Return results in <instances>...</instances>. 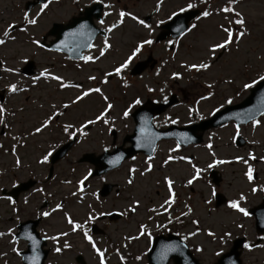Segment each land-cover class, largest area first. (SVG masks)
Instances as JSON below:
<instances>
[{"label": "rangeland", "instance_id": "1", "mask_svg": "<svg viewBox=\"0 0 264 264\" xmlns=\"http://www.w3.org/2000/svg\"><path fill=\"white\" fill-rule=\"evenodd\" d=\"M26 1L27 0H0V38H3L2 32L8 24H22V16L25 11L24 4ZM139 1L140 0H131V2ZM178 2H180V0H171L172 6ZM148 6L149 5H147L146 2V7L136 8L146 11L149 8ZM239 7H241V10L245 12L248 17L252 37L246 38L241 42L240 50L239 52L235 51L234 56L231 55L227 59L221 57L220 60L214 64V67L211 70L199 74L196 73L198 76H189L183 72L182 74H184V78L179 81V86L184 87L185 89H190V98H185L182 103L172 108L165 116L160 118L158 120L160 125L169 123L165 120V117L167 116H170L173 119H178L179 123H184V121L188 120L189 116L187 114V108L191 106L195 100L199 99L201 94H207V89L204 86L206 83H213L216 92L212 98L207 101H201V103L197 106L200 110V114L203 116L208 115L212 109L220 107L219 105L223 103L224 97L232 95L236 89H242L243 83L256 77L258 72H264V0H245L240 3ZM167 8L166 14L175 7ZM74 9L75 7L69 3H59L58 5L49 7V9L46 10V13L38 19L37 25H24V27L28 28L27 33L18 31V28L17 30L12 31L11 35L17 37L16 41H9L5 46H0V57L5 61L4 66L17 67L21 69L24 64H20L18 61L24 56H27V58L31 57L36 59V62L41 69L51 66L55 71L58 70L65 77L79 79L86 78V75L81 76V74H77L72 69H68L65 64H60L59 60L55 59L53 57L54 55L52 56V53L36 49L28 40L29 35L38 38L40 34L44 33L49 27H51L52 22L66 18L68 15L73 13ZM37 10L38 8H35L30 14L34 15ZM221 21L222 20H220V18L214 17L199 23L198 29L194 30L191 35V39L189 37L185 40V49L183 50V53L178 54L177 71L183 70L180 67V63L196 62L200 59L204 55V46L206 43L220 38L221 34L217 32L216 25ZM188 43H191L190 49H188ZM55 56L59 57L56 54ZM53 68L50 69L53 70ZM248 68H251L252 70L248 72ZM192 78L194 79L191 80ZM20 79V76H13L4 72L3 76L0 78V91L9 82H16ZM228 79H231L233 83L225 84L223 82ZM149 80L150 79L146 76L144 78H140L139 80H136L134 85L127 90L122 88L115 90L111 87L112 83L109 84L106 87V93L111 96L112 100L115 101V103L112 102L114 104V110L110 113V116L115 118L116 121L120 120L119 116L122 109L126 107L127 104L130 103L137 95H140L142 98L154 96V93H147L146 88L144 89L146 83L151 84V82H148ZM30 83L31 82L29 80H24L21 82V86L28 87ZM57 87L56 82H52L50 84L45 82L43 84L41 83L40 86L33 87L32 89L30 87L27 93L15 95L11 94L5 104L9 111L16 112V116L6 117L8 127L5 128L3 125H0V131L2 127H4L6 131H10V123H12L13 126V130H11V134L13 135L27 131L29 128L34 126L36 121L40 120L41 116L46 115L44 111L50 112L48 103L49 100H58L59 98L71 100L76 93L79 92L78 90L61 91ZM157 95L158 98H161L160 94ZM33 101L35 103H33ZM99 102H101L104 107V101H102L101 97L98 94H94L89 97L85 103H82L80 106H75L73 109L71 108L69 111H72L73 113L70 115H73V117L80 116L81 119L91 117L98 110L95 109V111H92L91 108H87V106L91 103L96 105L98 109L102 110L103 107L99 108L100 105L98 106ZM40 105H43V107L41 108ZM20 108H23L22 112L19 111ZM260 121L261 125L258 127L253 128V126H247L244 128L243 132L248 139V143L241 150H237V147L233 145V137L235 135L236 128L233 125H227L222 128H216L212 132H207L203 143L186 148L181 147L179 152H169L171 148L175 147V141H166L162 143L157 153L152 157V171L147 173L145 176L140 175V172H142L147 166L145 161L148 158L144 156H139L135 160L125 163L120 170L114 172L110 176L111 180L120 182L125 188L121 195H114L105 199L106 201L104 202H106L107 206L105 209H121L122 207H127L133 199H139L141 201V206L137 209L135 214L128 213L130 216L129 218L118 220L110 225V232L114 239V243H118L121 247L125 243L130 245V248L124 247L125 251L120 252V254L125 257L127 264L146 263V257L144 259L143 254L145 252L144 250L147 249V239L145 237H141L139 240L126 242L123 238L127 235H136L137 228L140 223L148 224L152 235H155L158 232L159 229L155 227L158 215H155L148 210L151 208H155L157 211L160 210L159 205L167 198V188L163 182V177L166 175L172 177L175 181L174 191L177 195L175 206L178 209V212L185 209V199L191 198L193 201V205L195 207L194 215L199 218V221L201 220L200 228L202 227V230L199 235L191 237V242L203 246L201 248H203L204 251L200 253L202 260L208 262L215 259L217 257L215 253L220 251L223 246L218 242V240H213L211 237L207 236V226L211 227V229L215 231L216 236L219 237L225 231H232L233 233L239 232V228H230L228 223H231V221L241 220L243 221L244 226H246L247 234H251V236H253L252 234H254L255 227L252 218H242V215L236 212L230 213L226 208L210 211L209 205L205 203V201L210 197V188L213 187L207 184L206 181L198 180L190 186L186 185V180L190 178L192 173L191 165H189L186 161H175L165 166L163 165V161L169 154L173 156L183 155L191 158L192 163L197 167H204V165L201 164L202 161L204 163H209L212 160V156H210L208 149L205 147V145L209 142L212 143L213 150H215L218 157H232L236 155L245 158L248 157V153H253L257 159L249 160V163L252 165L254 173L258 175L257 180L254 179V181L250 183L244 176V172L247 167L240 162L231 163L222 167L224 170L222 172L224 177L221 189L226 196H237L239 191H247L248 189L251 191L252 187L262 188L264 187V160H261L260 157L264 156V116L260 119ZM127 122L129 123V126L132 125L131 119ZM127 122H121L120 120L117 125L123 128V124ZM92 133V136L95 135L97 130H93ZM209 137H211V140H209ZM98 142L100 143L98 144ZM98 142L97 144H92V142L85 143L84 141L79 146L78 151L83 152L84 150L89 149H99L101 141L98 140ZM0 143L4 146L2 148L3 150H0V168L2 169V172L5 173L3 176L5 178L0 181V188H2V186H7L6 183L10 185V182L16 173L18 176H20V173L27 174L29 168L26 166L23 170L22 168L16 171L11 170V168H14L13 163L15 161L11 149L13 145L16 144V141L11 139L9 133H6L5 135H1L0 133ZM16 152H18L16 153V156L19 155V157L22 158V161L25 162L26 160H31L32 158L37 157V155H31V153L38 151L33 146L30 147L29 145H24L19 147V150H16ZM130 167H137L139 168V171L137 172V178L133 184L127 185V170ZM86 171V167H82L79 169V172H76V175L73 174V171L71 173L74 178L79 176L82 178ZM92 182L94 185H99V178H95ZM192 187L195 190L194 192L191 190ZM64 190L66 194H70V191H72L70 188H65ZM200 191L203 193L200 194ZM259 194L250 195L248 198L250 201L249 205L253 204L255 201L258 202L262 197H264L262 193ZM74 200H77V198L72 197V201ZM90 201L91 200L89 198H86L82 203L76 201L74 205H69L66 209L73 212L75 219L83 220L84 218H87ZM102 205L104 206V203L101 202V206ZM28 209V207H23V210ZM62 212L63 211L56 213L54 219H47L43 225V229H47L48 232L53 233L55 231L69 228L64 221V217L60 215ZM149 215H152L155 220L149 221L147 219ZM23 216L25 215L23 214ZM18 217L19 218L17 219V215L11 212V206L7 201L0 200V232L7 233L9 228L13 229V226H15L19 220L23 219L20 214H18ZM225 227H228V229H225ZM187 228V231H191L192 229H195V226L189 225ZM11 239L12 237L9 235L0 237V264H22L12 251L13 246L19 249L22 245L20 242L12 245L10 243ZM74 241L76 242V246L73 247L72 250L65 251L63 254L51 252L47 258L46 264H79L75 260V257L78 254L84 255L87 264H99V258L91 248V245L83 239V236H76ZM100 249L105 250L102 248ZM255 252L258 257L264 258V249L262 251L257 250ZM5 253L6 255H3ZM248 253L251 252L248 251ZM130 255H132V258L140 255L143 259L140 261L135 259L128 261ZM105 256L106 264H121L116 251L105 250Z\"/></svg>", "mask_w": 264, "mask_h": 264}, {"label": "snow or ice", "instance_id": "2", "mask_svg": "<svg viewBox=\"0 0 264 264\" xmlns=\"http://www.w3.org/2000/svg\"><path fill=\"white\" fill-rule=\"evenodd\" d=\"M55 2V0H38L39 7L38 10L35 12L34 15L30 14V11H24L22 16V25H30L35 26L38 23V19L46 13V10L49 9L50 5H52ZM78 3L79 0H76ZM241 0H224V4L222 6H218L217 8L213 9L212 5L209 3V0H199V3L196 2V0H185V3L181 6H179L176 10H173L170 12V14L167 15V19L157 18L153 20L152 15H149L148 17H142L139 13H134L130 10L126 9H120L117 11V19L115 22L111 23L110 25L105 26V20L99 19L97 23L101 26H104V39L102 41V46L98 49V55H92V54H80V50L82 48H88L93 49L96 46L91 42V37L95 35L96 29L92 28L87 22L80 23L75 29H72L68 32L64 33V39L61 40L59 43L55 44L54 48H47L44 43L41 42L40 39L29 35L28 40L32 46H34L36 49L44 50V51H55V52H62L65 50L71 51L74 54L77 55V58L82 61L85 65L87 64H95L97 61H100L101 58H105L107 54H109L113 50V43L110 42V37L108 34L114 33L115 30L119 29L122 25H125L126 20H130L133 22L134 26H138L140 29L144 30L146 33L145 36L139 38L136 42H134L132 48L130 49V54H127L126 57L118 63V65H114L111 71H104L103 72V78L97 81V77L95 75H88L87 80L88 81H97L100 85H107L109 83V78L116 76L120 77L121 81L123 82V85L125 88L128 87V82L125 79L123 73H126V71L131 67L133 62L138 59L145 49L152 48L154 45L158 43L159 40H164L163 47L166 49H174L178 45L177 39H165V36L156 37L155 32L157 29H160L162 25H167L168 21H172L173 23L176 22V18L180 17L182 14L188 13L192 16H194V20L196 22H201L204 20H207L209 18H212L214 16H222L223 22L218 23L216 25V30L218 33H220V38L211 40L208 43L205 44L204 48V55L198 59L196 62H185L180 65L184 69V73H203L211 70L214 67V64L218 62L224 54H231L233 50L236 52H239L240 45L243 40L250 37L252 35V32L249 28V20L246 18L245 14L238 10ZM92 3L94 4H102L105 9H109V11H104L103 16L108 17L112 13L110 9L113 8V5L111 3H104V0H92ZM165 0H156L152 13L157 14L161 12L162 6L164 5ZM202 6V7H201ZM197 10V11H192ZM185 20L187 21V17H185ZM196 22H192L190 24L182 23L178 24L176 27L171 28V31L176 34L177 37H185L188 34H191L194 32V30L198 29V24ZM170 27V26H169ZM17 30V26L14 24H8L7 27L2 32V37L0 38V46H5L9 41L15 42L17 37L14 35H11V32ZM18 31L27 33L28 28L24 26H20L18 28ZM80 38V39H77ZM86 38V39H85ZM69 40L73 41V44H69ZM172 59H175V52L172 53ZM20 64H28V58L27 56H24L22 59L18 61ZM167 61H164V64H166ZM5 61L0 60V72L9 73L13 76H20V80L16 82H9L5 85V89L7 93L9 94H20V93H27L29 91V88L32 86H35L38 81L44 80V81H55L58 84V87L60 90L74 88L79 89V94L75 96L74 99H72L69 103H62L59 106L57 104H50V113L46 115L44 119H42L38 125L34 126L33 130L28 132L27 136L23 135H13L11 139L13 141H16L17 144H20L23 146V142L27 140L28 136H37L42 133H44L46 130H48L51 125L58 121L60 117L64 116L66 112L73 106L78 105L79 103L85 101L86 98L90 97L92 94H98L101 99L104 101V107L101 111H99L98 114L95 115L94 118L86 119L82 123L79 124V126L74 125L72 122H66L62 123L60 125L63 133L67 135V138L69 140H74L76 143H80V137H87L88 132L84 131V129L88 128L90 125H96V124H102L107 126L106 131L115 136V133L119 131L116 125L115 118H112L110 116V113L114 110V104L110 101L109 96L104 93L102 88L100 86L96 87H87L84 88L82 84L79 83H70L66 82L65 77L53 74L49 71L47 67H44L41 71H39L36 75L31 76H25L24 72H28L29 69L25 68L24 72H21V70L17 67H5L4 66ZM77 68H80V65H76ZM163 67V64L161 65ZM160 69L157 68L155 71V75L159 76ZM184 74H182L179 71H173L169 77V80L179 82L183 80ZM24 80H30V85L28 87L21 86V82ZM225 84H232L233 81L231 79L224 80ZM261 82H264V72H258L256 77L251 80L250 83H243L242 88L243 90H248L250 88H253L254 86L260 84ZM168 83H164L162 87H149L145 85L147 93H159L163 103L167 104L169 103V96L165 94V90L168 88ZM205 88L207 89V94H201L199 96V99L195 100L194 103L187 108V114L190 118L196 116L198 119L203 120L205 117L200 114V110L197 107L201 101H207L210 98H212L215 95L214 92V84L211 82L206 83ZM239 93H237L238 95ZM155 103H159L160 101H154ZM232 98L228 97L224 99L223 104L220 105V107L212 109V111L209 113V115H215L220 111L224 105H230L232 104ZM33 103H35L33 101ZM144 104V99L137 95L135 96L130 103L127 104L126 107H124L120 113L119 119L121 121H128L130 118L134 117L133 108ZM261 104L264 105V96H261ZM42 108L43 105H40ZM19 111H23V108H20ZM256 111H260V109H256ZM238 118L240 115H242L245 119H249L252 121L253 128L258 127L261 125V121L255 119V112L253 110H248L245 113L237 114ZM11 116L15 117L16 112L9 111V109L6 107L5 103H0V125H3L5 128L8 127V124L6 123V117ZM140 128H139V135L136 137V148H142L145 146V143L151 144L154 140L159 139L160 136L157 133L150 132L145 125L147 124L148 118L146 116H141L140 118ZM165 120L168 121L171 124H177L179 121L178 119H173L170 116L165 117ZM124 128H127V123L123 124ZM239 126H237L235 136L233 137V142H235V137L239 136ZM165 135H171V133H165ZM193 139L192 136H189L187 133L180 134V140L187 143L191 142ZM209 140H211V137H209ZM114 144V141H113ZM0 147H3L0 145ZM59 147L57 144L50 145L47 150H45L42 155L36 160V163L38 165H49L53 159H55L54 153H56V149ZM111 146H105L102 148V151L105 153H108L110 151ZM205 147L208 149L209 153L212 156L211 162L207 163V165L203 168L197 167L195 164L192 163L191 158L187 156H173L169 154L166 159L163 161V165H169L172 162L175 161H186L189 165L192 167V173L190 175V178L186 180V185H192L195 181H198L203 178L204 173L207 171L218 167L219 165L229 164L232 163L231 160H225V159H218L216 158V153L213 151V145L211 142L207 143ZM181 148V143L178 141L174 148H171L169 150L170 153L172 152H179ZM155 149L153 148V151ZM12 154L15 156L16 154V147L13 145L11 149ZM123 159V154H118L113 158H110L107 160V163L109 165H115L120 160ZM133 160L136 159V157H132ZM152 157L149 156L148 159L145 161L146 167L142 172H140L141 176H145L147 173H150L153 169V165L151 163ZM236 162L243 163L247 166L246 171L244 172V176L246 179L251 183L254 181V169L252 165L249 163V160H256L257 157L253 153H248V158L245 159L242 156H236L235 158ZM261 160H264V156L260 157ZM15 168L21 169L23 167L22 162L18 156H16L15 161ZM102 166V165H101ZM74 171V169H73ZM128 179L126 180L127 185H132L135 179V174L137 173L136 167H130L128 170ZM0 175H3V173H0ZM94 173L91 168L87 169L86 174L83 175L82 178L76 181L75 185V191L71 192L70 195L73 197H77L78 201H82L84 199V196L86 194V181H89L90 177H93ZM44 181L47 182L50 179L55 180L54 176H45ZM103 180V177H101ZM163 182L167 188L168 196L166 199H164L163 203L159 205L160 209H162V212H158L157 209L151 208L148 211L155 214V215H162L164 213L168 214L167 223H160L156 224L155 227L157 229H164L169 230L168 225L172 224L175 220L176 223L181 222V217H188L192 214L193 209L188 204H185L184 207L186 211H182L179 216L173 217L170 209L173 208V205L176 204L177 201V195L174 191V184L175 181L170 176H164ZM62 183L64 184H72L71 180H63ZM12 187L14 189L19 190L22 187H27V185H20L19 184V178L12 181ZM257 191L264 192V187L257 188L252 187L251 192L256 193ZM39 193L43 198L44 201H48L49 198H54V193L51 191H46L45 187L38 186L31 189V191L28 193V195L24 196L22 199V204L24 206H27L29 204V198L33 196L34 194ZM91 195L96 200H100V193L93 191L91 193H87ZM212 197H216L217 192L216 189L210 188V193ZM13 194H6V195H0V200L7 201L9 205H11V212L14 214H18L21 209L17 207V200L13 198ZM247 200V197L244 195V193H240L239 196L236 199H230L227 202V207L234 212L242 215L243 217H251L252 213L246 208L241 206L242 202H245ZM205 203H210V201H205ZM141 206V201L139 199H133L129 205L126 207L124 211H120L117 213H113L111 211H99L97 212L95 209L91 208V205H89L90 211L87 214V219L84 223H80L77 221H74L72 217L68 213H64V219L66 223L70 226V230L72 233H76L77 231H80L83 235V239L86 240L90 245L93 251L96 253L97 257L99 258V264H106V256H105V250H101L97 247L95 241L93 240V237L90 235L88 228L86 225H89L93 222H96L99 218L105 217V216H114L119 215L121 217L127 216L128 213L135 214L137 209ZM58 211H63V203L57 202L54 207L45 209L44 207H37L35 210V214L39 218L47 219L53 215V213H56ZM17 215V219H18ZM149 221L153 219L152 215H149L147 217ZM192 225L195 226L194 231L188 232L186 235L182 237V240L180 243H164L161 244L159 249L156 251V255L154 257L155 260L161 262L167 261L169 259V256L173 253H178L180 256H183L182 249L186 247V244L183 243V241H187L191 237L199 235L201 229H200V221L199 219H192L191 220ZM261 223L264 224V218L261 219ZM236 227L239 229L244 228L243 223H237ZM5 235H9L12 237L10 243L12 245L16 244V236L13 234V229L9 228L7 233L0 232V237H4ZM69 236V232L67 231H60L56 235H43L44 240H50L53 242L54 247L52 249L53 252L56 254H62L66 250H69L72 248V245L69 243L67 239L63 240V244L61 246L60 241L61 238H66ZM207 236L211 237L213 240H218V242L223 245L226 244L228 241L232 239V232L225 231L223 234L219 237L216 236V233L213 231H207ZM141 237H145L149 244L153 242V235L152 232L149 229L148 224L146 223H140L137 228V234L136 235H127L123 239L126 242H131L133 240H139ZM25 239L30 242L31 250L33 255L31 257H24V259H27L30 261V264H39V256H38V245L40 244V240L36 238L33 234L30 232L25 233ZM260 240L264 241V236H261L259 238ZM123 247H127V243L122 245ZM256 247L264 248V244H256V243H243V248L252 251ZM151 251V249H149ZM12 251L17 255L20 256L21 253L19 249L15 246L12 247ZM196 252H203L204 249L201 247H197L195 249ZM116 253L119 256V259L121 261V264H126L125 257L120 254V250L116 249ZM3 255H6L3 254ZM216 256H222V249L221 251H218L215 253ZM137 261L142 260V256L138 255L134 258ZM228 264H236L235 260H230Z\"/></svg>", "mask_w": 264, "mask_h": 264}, {"label": "flooded vegetation", "instance_id": "3", "mask_svg": "<svg viewBox=\"0 0 264 264\" xmlns=\"http://www.w3.org/2000/svg\"><path fill=\"white\" fill-rule=\"evenodd\" d=\"M66 2H71L73 0H65ZM146 2L148 7H153L156 0H140L139 2H131V0H104V3H111L113 7H132L135 9L136 7H146ZM185 3V0H180L177 4L172 6L171 0H165L164 5L162 6L161 12V18L165 17L167 14H164L163 7H176V9L183 5ZM93 4L92 0H79L77 3L76 0H74V5L73 7H77L73 15L75 16H82L83 15V9L84 7H87L89 5ZM175 8L171 9L176 10ZM139 12L143 11L142 9H139ZM111 15L108 17H104L103 19L105 20V26L110 25L111 23L115 22L116 19H113L114 17V12L111 11ZM101 26V25H100ZM104 28V26H101ZM136 32H135V31ZM160 29H157L155 34L159 32ZM110 37V42L113 43V50L106 55L105 58H101L100 62H96L95 64H87L84 65L83 68L80 69V71H84L86 74L94 73V72H100L103 69H107V71L112 70L114 65H118L120 61H122L127 54H129V43L134 40V39H139L143 36L146 35L144 30L140 29L138 26H134L133 22L130 20H126L125 25H122L119 29L115 30L114 33L108 34ZM102 41L104 39V36H100L96 39L95 44L97 43V46L93 49H90L88 52L85 53L87 54H92L95 55L94 52L98 51V49L102 46L101 44H98V41ZM167 39H172L171 37ZM165 42V41H164ZM152 52V51H151ZM111 55V56H110ZM140 59V58H138ZM136 59V60H138ZM82 62V61H80ZM160 65V59H159V64ZM151 71V70H149ZM148 71V72H149ZM115 76L110 77V79H113ZM85 81H88L87 79ZM90 83V86L92 85L93 81H88ZM97 82V81H95ZM73 118V117H72ZM76 122H81L79 118H75ZM59 129V128H58ZM62 132L60 130H57L56 134H61Z\"/></svg>", "mask_w": 264, "mask_h": 264}, {"label": "water", "instance_id": "4", "mask_svg": "<svg viewBox=\"0 0 264 264\" xmlns=\"http://www.w3.org/2000/svg\"><path fill=\"white\" fill-rule=\"evenodd\" d=\"M58 25H56V27H57ZM255 96H256V93H254L247 101H245V102H243L242 104H240V105H238V106H235V107H231L230 109H229V111L230 110H233V109H239V108H244V110L245 111H248V110H250L251 108H252V110L254 109V106H255V104H257V103H259V100H261V97H259V99H258V101H257V98L258 97H256L255 98ZM264 109H260V111H257V114H259L260 112H262ZM161 244H164V241H161V240H158L157 242H156V244H155V246H154V248H153V250H152V252L150 253V255H151V258H150V263L151 264H161V262H159V261H157V260H155L154 259V257H155V255H156V251L159 249V247H160V245ZM32 251L27 255V257H31L32 256ZM28 264H30V261L29 260H27L26 261ZM39 264H40V262H39ZM162 264H165V262H162Z\"/></svg>", "mask_w": 264, "mask_h": 264}]
</instances>
